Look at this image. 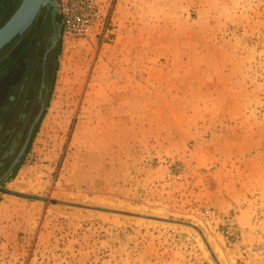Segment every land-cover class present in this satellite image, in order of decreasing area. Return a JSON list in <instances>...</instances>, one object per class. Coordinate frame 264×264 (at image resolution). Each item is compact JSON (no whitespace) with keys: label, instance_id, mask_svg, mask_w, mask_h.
Listing matches in <instances>:
<instances>
[{"label":"rangeland","instance_id":"obj_1","mask_svg":"<svg viewBox=\"0 0 264 264\" xmlns=\"http://www.w3.org/2000/svg\"><path fill=\"white\" fill-rule=\"evenodd\" d=\"M51 3L12 178L51 15L0 53V264H264V0Z\"/></svg>","mask_w":264,"mask_h":264},{"label":"water","instance_id":"obj_2","mask_svg":"<svg viewBox=\"0 0 264 264\" xmlns=\"http://www.w3.org/2000/svg\"><path fill=\"white\" fill-rule=\"evenodd\" d=\"M45 9L50 15L52 20V25L54 27V39L52 41L51 46L46 51L44 57H43V67H42V80H41V88L38 95V101L41 105V111L39 115L36 118V121L33 123L28 139L25 143V145L22 147L21 151L19 152L18 156L12 163L9 172L13 170L16 165L18 164L19 159L24 153V150L29 142V138L33 129V126L38 122L40 117L42 116V109H43V103L41 99L42 90L44 88V64L46 60V56L49 52L53 50L55 47L62 31V25L56 18V14L54 12V7L51 3V0H21L15 11L12 13V15L7 19V21L0 26V53L11 43L21 38L32 26L40 12ZM0 193H6L0 189ZM9 194V193H6ZM27 199H33L38 200L39 198L32 197V196H25Z\"/></svg>","mask_w":264,"mask_h":264},{"label":"flooded vegetation","instance_id":"obj_3","mask_svg":"<svg viewBox=\"0 0 264 264\" xmlns=\"http://www.w3.org/2000/svg\"><path fill=\"white\" fill-rule=\"evenodd\" d=\"M48 37H49L48 39L52 38V41H53L54 36L50 35ZM50 46H51V44H49L47 46V48L44 50L43 57H44L46 51L49 49ZM51 53H52V51L47 54L46 60H45V64H44V68H43L44 69L43 70L44 71V75H43L44 88H43L42 94H41V99L42 100H43V98L45 96L46 83H47V79H48V77H47L48 74H47V70H46V62H47L48 57H50ZM17 74H19V72ZM41 75H42V70H41ZM32 79H33L32 78V72H30L29 70H26V72H25V77H24V80H23L24 82L22 81V79L18 78L17 75H16V77L13 76V77H10V78H6V74L3 73V77L0 78V89H3L4 92H5V94H4L5 100L6 101H9V100L11 101L12 98H14L16 93L18 92V90H17L18 86H21V88H22V90L20 91L21 92V97H20L18 102H21V100H22L21 103H23L24 106L31 104V101L29 100L28 97H30L29 95H31V92H32V82H33ZM7 84H10V85H7ZM40 88H41V86H40ZM40 88H39V92H40ZM15 90H17V91H15ZM8 95H9V97H8ZM10 95L14 96V97H11ZM38 95H39V93H38ZM38 95H37V99H38ZM7 112H8V109L5 110L4 115L7 114Z\"/></svg>","mask_w":264,"mask_h":264},{"label":"crops","instance_id":"obj_4","mask_svg":"<svg viewBox=\"0 0 264 264\" xmlns=\"http://www.w3.org/2000/svg\"><path fill=\"white\" fill-rule=\"evenodd\" d=\"M11 1H12V0H9V3H8V1H7V2H5L4 4H2V1L0 0V19L2 18V16H3L5 13H7L8 8L11 6L10 4H12ZM7 85H10V84H7ZM1 146H2V145H0V149H1Z\"/></svg>","mask_w":264,"mask_h":264},{"label":"trees","instance_id":"obj_5","mask_svg":"<svg viewBox=\"0 0 264 264\" xmlns=\"http://www.w3.org/2000/svg\"><path fill=\"white\" fill-rule=\"evenodd\" d=\"M17 41V40H16ZM15 42V41H14ZM29 149V148H28ZM28 149L26 150V151H28ZM17 170H18V166L15 168V170L12 172V174H11V178L14 176V174H16V172H17Z\"/></svg>","mask_w":264,"mask_h":264}]
</instances>
